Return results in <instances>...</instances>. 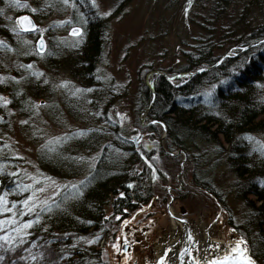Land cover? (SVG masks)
<instances>
[{
	"label": "trees",
	"instance_id": "16d2710c",
	"mask_svg": "<svg viewBox=\"0 0 264 264\" xmlns=\"http://www.w3.org/2000/svg\"><path fill=\"white\" fill-rule=\"evenodd\" d=\"M9 2L0 0V36L4 38L0 42V95L6 94L10 107L27 115L31 111L27 91L14 78L21 77L24 85L35 91L45 79L27 67L42 56L33 42L37 31L23 33L16 19L25 12L40 18L65 14L68 4L63 5L62 0H23L19 3L28 7L17 8L10 7ZM69 2L75 5L71 6L73 19L52 25L49 31L55 35L72 24L81 25L83 38L77 36L68 44L55 42L53 50L43 55L44 63L49 67L62 63L71 70L84 94L80 99L72 97L67 110L80 118L91 112L90 118L97 125L83 129L81 141L75 142L74 134L70 136L74 157H69L73 158L62 160V164L58 160V166L44 159L40 162L51 173L73 176L82 167L71 173L64 170L79 161L81 152L98 151L99 156L81 180L85 183H75L82 194L66 187L47 204L50 212L42 211L43 205L28 215L21 213L29 191H22L24 181L11 169L17 162L0 157V195L6 194L7 207L15 205L13 211L0 214V221L14 217L18 222L0 225V237H8L0 239V264H109L99 248L101 238L161 193L166 201L172 175L163 170L161 162L175 163L177 158L161 148L165 129L159 123L142 125L153 92L155 99L146 118L165 124L166 149L186 151L187 159L193 162L194 186L212 193L227 208L226 194L213 186L209 174L219 163L234 176L230 193L243 201L246 213L240 223H229L243 234L258 264H264V44L258 43L264 41V0H165L169 7L185 3L198 7L190 20L198 35L185 52V64L163 71L197 73L173 80L156 72L152 91L139 70L140 88L125 111L117 108L122 98L114 83L99 75L108 22L90 0ZM51 44L50 40L48 46ZM227 53L229 56L221 59ZM9 56L15 58L12 68L4 63ZM212 65L209 70L199 71ZM5 111L0 101V114ZM114 112L125 115L123 126L111 119ZM126 131L129 135L141 131L137 147L123 134ZM29 221L33 222L31 228L15 231Z\"/></svg>",
	"mask_w": 264,
	"mask_h": 264
},
{
	"label": "rangeland",
	"instance_id": "374dc122",
	"mask_svg": "<svg viewBox=\"0 0 264 264\" xmlns=\"http://www.w3.org/2000/svg\"><path fill=\"white\" fill-rule=\"evenodd\" d=\"M90 1L93 4V0ZM94 2L98 14L108 22L105 31V55L100 64L99 75L114 83L115 91L121 93L122 98L117 108L121 107L125 111L127 104L133 102L140 88L139 70L146 85L147 79L152 82L154 69L166 71L168 68L177 69L185 64V52L190 49L195 42L194 37L198 35V29L190 21L198 7L194 9L189 3L169 7L165 0H94ZM71 6L72 3L69 2L65 14L56 13L45 18L33 16L39 25L37 37L33 39L34 45L37 39L42 37L45 39L46 50H53L57 41L68 44L78 38L72 35L71 30L73 28L82 30L81 25L72 24L67 30L57 31L55 35L49 31L52 25L64 24L67 20L73 19ZM15 24L18 26L17 19ZM3 40L4 38L0 36V42ZM50 40L51 47L48 46ZM45 53H40L41 58L31 64L32 68L38 74L42 73L45 79L39 90L35 91L25 86L21 77L14 78L21 83V88L27 91V103L31 105L30 113L25 115L18 108L10 107L9 103L5 105L4 101H9L8 97L6 94L0 95V98H3L0 101L6 108V114H0V157H9L17 162L15 167H10L13 172L21 175L25 186H29V196H34V201L38 204L34 210L44 205L41 202L47 201V204L53 202L66 185L69 187L84 179L99 156L98 151L81 152L82 157L78 158L79 161L76 160L73 165L68 164L64 170L71 173L82 167L77 175L73 176L51 173L41 164V159H44L58 166V160L62 164V160L73 158L72 149L70 150L73 144L71 139L75 137L74 141L78 142L83 138L70 136L97 125V121L90 118L91 112L80 118L67 110V104L71 105L75 97L80 99L84 89L72 75L71 70L62 63L51 67L46 65L43 57ZM4 63L12 68L15 58L9 56L5 58ZM163 73L172 75L170 72ZM65 84L66 87L62 86ZM77 89L82 91L77 92ZM82 110L86 111L85 108ZM110 117L117 120L121 126L126 122L125 115L118 116L116 112ZM24 121L27 123H22ZM147 122H149L147 118L142 119L143 126H147ZM138 132L132 135L128 132L123 134L132 139ZM64 137L69 139H62ZM58 138L60 142L56 143ZM49 141L53 143L49 144ZM176 158L175 163L164 161L161 162V166L172 175V183L168 187L172 188L170 193L174 194L171 211L185 217L196 236V248L191 249L193 257L203 255L214 257L224 253L226 249L238 246L244 247L246 252L252 255L243 234L238 233L229 223L230 221L240 223L246 208L243 201L236 200L234 194L230 193L235 179L228 168L218 163L209 174L213 186L226 194L225 208L212 193L194 186L193 162L187 159V153L183 171L180 168L183 154ZM167 193L166 201L164 193H161L160 197H154L150 203L140 207V210L121 219L113 232L101 238L99 248L104 250V258L109 264H156L164 253L166 262L174 263L176 251L182 247L186 235L185 225L181 223L178 226L174 225L168 214L167 203L171 199L168 189ZM201 243L206 246L202 248ZM124 244L126 251L122 248ZM161 248L163 253H160ZM256 263L258 264L257 261Z\"/></svg>",
	"mask_w": 264,
	"mask_h": 264
},
{
	"label": "water",
	"instance_id": "95a60500",
	"mask_svg": "<svg viewBox=\"0 0 264 264\" xmlns=\"http://www.w3.org/2000/svg\"><path fill=\"white\" fill-rule=\"evenodd\" d=\"M29 17L30 20L32 21V23L38 28L39 25H37V21L35 19V17H33V15L29 14V13H23V15H20L18 18H17V25L19 26V28L21 29V31L23 32H27V33H33V31H24L23 30V26L19 23L20 19L22 17ZM74 29V28H73ZM73 29L71 30V33L73 31ZM77 29H80V28H77ZM42 37H40L37 42H36V46H37V50L40 52V53H43L45 52L47 46L44 47L43 51L41 52L40 48H39V41L41 40ZM43 41H44V44H45V39L42 38ZM258 43H261V42H258ZM253 45L254 44H257V43H252ZM245 49H247V47H244ZM226 56H229V54H225L224 56L221 57L224 58ZM215 65H212L210 67H207V68H204V71L206 70H209L211 67H214ZM201 71V70H199ZM198 71V72H199ZM156 72L160 73V74H164L163 71L161 70H157ZM197 72L195 71H188V72H182V73H178V74H175V75H170V74H165L166 77L170 78V79H178L179 77L181 76H189V75H194L196 74ZM147 85L152 89V91H154V87L153 85H151V82L149 79H147ZM152 99L150 101V104H149V108L147 110V112L144 114L143 118L146 119L145 117L147 116V113L149 112L152 104H153V101L155 99V96H154V92L152 94ZM154 120H150L149 122H147L148 124L149 123H153ZM156 124H160L164 129V134L163 136L161 137V148L165 151V153H167L168 155H171V156H179L181 155V153L183 154V160L181 161V164H180V168L181 170L183 171V168H184V165H185V162H186V151L184 149H180V150H177V151H171V150H168L165 148V145H164V138L166 137L167 135V128L165 127V124L162 122V121H155ZM138 145V144H137ZM136 145V146H137ZM182 171L180 173H178L177 175V178L180 176V174L182 173ZM169 193L170 191L172 190V188L170 187L169 189ZM171 195V199L170 201L167 203L168 204V214H170L172 220L175 219L177 221H179V223L185 225V241L183 242V244L181 245L182 247L180 249H178L176 251V256H175V260H174V263H171V264H212V262L214 261H223L226 257H229L230 260H229V264H243V260L241 258V255H240V252L242 250H244L245 248L242 247V246H239L238 247H232V248H229V249H226L224 250V253L218 255V256H214V257H210V256H201V257H193L192 255V252H191V249L192 248H196V236L193 234L192 232V229H191V225L188 224V221L187 219L184 217H181L177 214H174V212L171 211V202H172V199L174 198V194L173 193H170ZM125 251L127 250L126 249V245L124 244L123 247H122ZM187 250V251H185ZM236 250V251H234ZM245 256L247 257H250L251 260L254 262V264H257L256 263V260L255 258L248 254L247 252L244 253ZM161 260H163V264H168L166 262V258H165V253L164 255L160 256L159 257V260L157 261L156 264H160Z\"/></svg>",
	"mask_w": 264,
	"mask_h": 264
},
{
	"label": "snow or ice",
	"instance_id": "6c2138e0",
	"mask_svg": "<svg viewBox=\"0 0 264 264\" xmlns=\"http://www.w3.org/2000/svg\"><path fill=\"white\" fill-rule=\"evenodd\" d=\"M63 3L65 5H67L69 3V0H63ZM9 6L10 7H17V8H27L28 7L27 4H20L19 3V0H10ZM72 6L75 7L74 4ZM93 7H96L94 0H93ZM0 11H2V10H0ZM31 11L32 12H36L37 10L36 9H31ZM110 14L111 13H107V15H110ZM19 23L23 26V30L24 31H33V32L38 31L37 27L32 23V21L30 20V18L27 17V16L22 17L20 19ZM72 35H74V36H80L81 39L83 38V32H82L81 29L74 28L73 31H72ZM261 43L264 44V41H262ZM44 47H45V44H44L43 39L41 38V40L39 41V48H40L41 52L43 51ZM27 67L28 68H31L32 66L31 65H28ZM239 67L242 69L243 68V64L239 65ZM201 71H204V69H201ZM39 75H43V74L41 73ZM173 79H175V78H173ZM0 82H3V81H0ZM221 83H224V82L222 81ZM62 86L66 87L67 85L65 84V85H62ZM214 89H215V86H213V90ZM79 91H82V90L77 89V92H79ZM89 91H92V90L90 89ZM207 94L208 95H211V92H209ZM0 99H3V98H0ZM4 103L6 105L7 103H9V101L5 100ZM37 107H39V106H37ZM22 123H27V122L24 121ZM153 123H156V122L153 121ZM74 135H76V136H84L85 133L84 132H77ZM62 139L67 140L69 138L68 137H64ZM246 139L252 140L253 138L252 137H246ZM55 142L56 143H59L60 142V138H58ZM48 143L51 144V143H53V141H49ZM45 147H47V145H45ZM17 158L22 159L21 157H17ZM94 166L95 165L93 164L92 167H94ZM13 175H16V174L13 173ZM84 183H85V181H81V185L84 184ZM65 187H68V186L66 185ZM129 187H131V185H129ZM71 188L73 190H75L78 194H82L80 192V185L73 184V185H71ZM43 190L44 189H40V191H43ZM22 191H29V186H25L22 189ZM5 196H6V194L5 195H0V214H4L6 212H11V211H13V208H15V205H13L12 208L7 207L8 201L5 199ZM41 203H43L45 205V208H42V211L43 210H46V211H49L50 212L52 210L51 209V206L50 205H47V201H44V202H41ZM37 206H38V204L34 201V196H29L28 199H26V200L23 201V207H24L25 211L22 212L21 215H28V214H30ZM13 223H18L15 220L14 217H13L12 220L0 221V225H3V224H13ZM32 226H33V222H31V221L25 222L24 224L19 225L15 229V231H17L19 233L21 231H24L26 229L31 228ZM0 230H3L2 227H0ZM25 235H27L26 232H25ZM0 239L7 240L8 237L7 236L0 237ZM114 247H116V246L114 245ZM238 248H239V246H238ZM117 251H119V248H117ZM185 251H187V250H185ZM234 251H236V250H234ZM245 252H246V249H244V250H242L240 252L241 258L243 260V264H254V262L251 260L250 257H247V256L244 255ZM0 259H2V257H0ZM229 260H230V258L229 257H226L223 261H214V262H212V264H229ZM160 264H163V260H161ZM197 264H198V262H197ZM233 264H234V262H233Z\"/></svg>",
	"mask_w": 264,
	"mask_h": 264
},
{
	"label": "bare ground",
	"instance_id": "6f19581e",
	"mask_svg": "<svg viewBox=\"0 0 264 264\" xmlns=\"http://www.w3.org/2000/svg\"><path fill=\"white\" fill-rule=\"evenodd\" d=\"M172 222H173L174 225H177V226H178V224H179V221H177V220H175V219H173ZM200 245L202 246V248H204V247L206 246V245H204L203 243H201ZM160 253H163V249H162V248H161V250H160Z\"/></svg>",
	"mask_w": 264,
	"mask_h": 264
},
{
	"label": "flooded vegetation",
	"instance_id": "af4514ba",
	"mask_svg": "<svg viewBox=\"0 0 264 264\" xmlns=\"http://www.w3.org/2000/svg\"><path fill=\"white\" fill-rule=\"evenodd\" d=\"M136 143H137V141H136ZM174 251V250H173Z\"/></svg>",
	"mask_w": 264,
	"mask_h": 264
}]
</instances>
